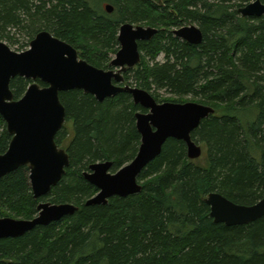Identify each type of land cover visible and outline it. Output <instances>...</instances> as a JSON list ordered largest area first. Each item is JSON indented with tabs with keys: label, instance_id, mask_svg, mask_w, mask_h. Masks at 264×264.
<instances>
[{
	"label": "trees",
	"instance_id": "16d2710c",
	"mask_svg": "<svg viewBox=\"0 0 264 264\" xmlns=\"http://www.w3.org/2000/svg\"><path fill=\"white\" fill-rule=\"evenodd\" d=\"M251 1L0 0V41L16 45L21 34L29 40L19 48L23 52L46 31L102 70L111 69L124 24L157 29L151 41L139 44L141 62L124 74L125 82L158 103L192 97L215 110L192 133L206 148L205 166L188 158L184 142L170 139L139 176L140 194L86 206L99 190L84 173L95 163L111 162L112 174L130 164L141 146L136 115L147 111L128 92L103 102L80 90L61 93L74 135L65 126L56 143L69 154L70 166L39 200L28 167L0 179V218L32 220L42 202L73 204L79 211L23 237L1 239L0 264H264V218L227 227L214 222L206 204L211 193L243 206L264 199V16L239 12ZM186 24L200 28L201 44L174 35ZM32 84L14 79V99ZM162 93L171 97L163 100ZM12 138L0 115V155Z\"/></svg>",
	"mask_w": 264,
	"mask_h": 264
},
{
	"label": "water",
	"instance_id": "95a60500",
	"mask_svg": "<svg viewBox=\"0 0 264 264\" xmlns=\"http://www.w3.org/2000/svg\"><path fill=\"white\" fill-rule=\"evenodd\" d=\"M106 10L111 14L114 8L107 5ZM239 12L245 18H260L264 16V0H256ZM157 33L152 27L124 24L119 33L120 50L110 70L90 65L74 47L46 31L39 33L24 52H15L0 41V115L13 137L8 151L0 155V179L28 167L36 200L47 197L61 182L70 166V157L56 143L66 124V109L60 94L74 90L84 91L99 102L128 92L135 104L147 111L136 115L141 146L130 164L112 174L111 162L95 163L84 173L85 179L99 190L86 206L107 205L114 197L140 194L139 176L161 155L170 139L187 145L190 160L199 159L203 149L192 139V133L215 110L196 102L158 103L149 92L125 85L124 74L141 62L139 44L151 41ZM174 35L192 45L203 41L202 31L194 25L175 29ZM16 78L33 82L20 100L14 99L11 89ZM37 81L46 86L41 87ZM206 204L214 222L227 227L244 226L264 218V199L253 206H243L219 193H211ZM77 211L79 208L73 204L42 202L38 216L32 220L0 218V240L23 237L39 226L62 221Z\"/></svg>",
	"mask_w": 264,
	"mask_h": 264
},
{
	"label": "rangeland",
	"instance_id": "374dc122",
	"mask_svg": "<svg viewBox=\"0 0 264 264\" xmlns=\"http://www.w3.org/2000/svg\"><path fill=\"white\" fill-rule=\"evenodd\" d=\"M256 0H253V1H251L249 4H251V3H253V2H255ZM197 26L196 24H186V25H184L183 27H189V26ZM15 33V32H14ZM16 37V39H17V43H16V45H9V47L13 50V51H15V52H19V48H22V47H26V46H28V43H29V40L26 38V37H24L23 35H21V34H19V35H16L15 36ZM6 43V42H5ZM7 45H8V43H6ZM30 49V47L29 48H26V51L27 50H29ZM24 52V51H23ZM164 60H165V57L163 56V55H161L160 57H159V59H158V61H160V62H164ZM132 76H133V74H132ZM130 83L132 84L133 83V81L131 80L130 81ZM125 85H128V83H126L125 82ZM132 86L133 87H135L133 84H132ZM171 96L170 95H167L166 93H162V98H163V100L164 99H166V98H170ZM193 98L192 97H188L187 98V100H189V102H192L191 100H192ZM162 100V99H161ZM65 126L68 128V130L71 132V134H72V136L74 135V127H73V124L72 123H66L65 124ZM69 141L70 140H68L67 141V144L69 143ZM201 147H202V149H203V154H202V156L199 158V159H197V160H195L197 163H199L200 165H203V166H205L206 165V161H205V159H206V148H205V146H203L202 144H199ZM65 148V147H64ZM63 149V148H62ZM65 150V149H64Z\"/></svg>",
	"mask_w": 264,
	"mask_h": 264
}]
</instances>
